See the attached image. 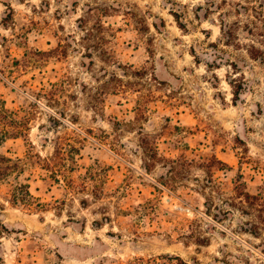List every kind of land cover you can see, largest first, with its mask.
Here are the masks:
<instances>
[{
	"label": "rangeland",
	"instance_id": "rangeland-1",
	"mask_svg": "<svg viewBox=\"0 0 264 264\" xmlns=\"http://www.w3.org/2000/svg\"><path fill=\"white\" fill-rule=\"evenodd\" d=\"M208 7L0 0V104L28 124L0 152L37 197L0 185V264H264V59L247 49L264 44L229 42L234 7Z\"/></svg>",
	"mask_w": 264,
	"mask_h": 264
},
{
	"label": "trees",
	"instance_id": "trees-1",
	"mask_svg": "<svg viewBox=\"0 0 264 264\" xmlns=\"http://www.w3.org/2000/svg\"><path fill=\"white\" fill-rule=\"evenodd\" d=\"M223 4H229L233 6L235 13H237V19H230L229 10L225 11L224 18H222V30L225 35L228 37V41L233 42L238 46H245L244 42L240 41V31L243 30L245 34L251 36H258V41L264 44V0H260L259 4H248L245 5L242 2H237L236 0H220L216 2L214 0H209V7L207 8L208 12L213 9H221ZM246 14L247 21L243 22V20L239 19L242 14ZM177 16V13H175ZM182 27L184 24L179 22ZM260 36V37H259ZM249 54L253 58L264 59V49L259 47L255 42H252L247 47ZM242 89V88H241ZM241 90H235V95L240 96ZM12 111L7 108L5 100L0 104V127L2 124H6L7 127L12 125V123H16V130H10V128H3L0 131V145L4 143L8 138H17L23 135L24 128H28L27 121L24 119H15L11 115ZM36 156L41 159L39 154ZM25 158L21 157H10L4 153L0 152V185L7 181L13 185L11 190V201L15 204H31L36 200V196L32 193L31 183L29 178H22L24 175L25 168ZM149 167H147L148 169ZM12 181H11V178ZM242 182L239 183L237 188H239L238 193L241 194V201L244 202L243 198H247L250 196L247 192H242L240 190ZM247 201V200H246Z\"/></svg>",
	"mask_w": 264,
	"mask_h": 264
}]
</instances>
